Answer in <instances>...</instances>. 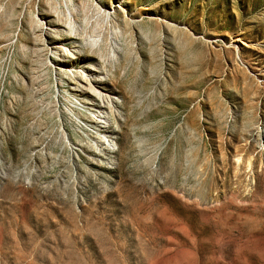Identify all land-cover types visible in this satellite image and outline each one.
I'll return each instance as SVG.
<instances>
[{"label":"rangeland","instance_id":"374dc122","mask_svg":"<svg viewBox=\"0 0 264 264\" xmlns=\"http://www.w3.org/2000/svg\"><path fill=\"white\" fill-rule=\"evenodd\" d=\"M0 264H264V0H0Z\"/></svg>","mask_w":264,"mask_h":264},{"label":"bare ground","instance_id":"6f19581e","mask_svg":"<svg viewBox=\"0 0 264 264\" xmlns=\"http://www.w3.org/2000/svg\"><path fill=\"white\" fill-rule=\"evenodd\" d=\"M89 71H91L90 69H89ZM79 79V81L80 82H83V76H80V78H78ZM116 81V80H115ZM88 83H93V84H95V86L96 85H98V84H100V82H98V81H90V82H88ZM116 85H118V83L117 82H114ZM249 166V165H248Z\"/></svg>","mask_w":264,"mask_h":264}]
</instances>
